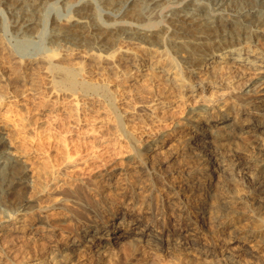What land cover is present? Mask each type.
Here are the masks:
<instances>
[{
  "label": "bare ground",
  "instance_id": "1",
  "mask_svg": "<svg viewBox=\"0 0 264 264\" xmlns=\"http://www.w3.org/2000/svg\"><path fill=\"white\" fill-rule=\"evenodd\" d=\"M100 1L108 2L106 4L113 8L120 3L119 0ZM123 1L108 13L109 16L118 18L126 12L130 0ZM43 2L11 0L7 12L16 15L17 26L14 27L24 34L30 32V26L37 20L28 16ZM91 2L96 5V0ZM145 3L157 13L168 9L164 33H171L170 38L155 33L153 12L145 11V14H136L138 17L135 15L137 25L139 22L144 25L130 31L125 28L127 21L104 23L117 28L112 33L113 40L108 37L110 28L101 21L84 24L81 20L86 15L76 11L78 18H74V25L61 27V22L56 20L55 27L51 28L49 35L57 38L53 43L60 51L40 58L25 56L7 46L1 33L0 103L11 99L20 101L35 94V88L27 80L30 77L24 79L20 71L14 74L11 69L23 62L37 65L38 60L42 61L39 64L42 68L38 69H43L51 93L68 94L78 101L87 95H100L115 115L118 130L131 143L133 152L128 161L147 168L146 159L150 154L161 151V154L172 155L179 150L182 158L194 159L182 172L187 194H181L180 187L174 184L167 189L171 199L180 201L181 210L160 218L150 199H143L140 205L137 203L134 188L126 180L118 189L120 183L115 175L94 177L76 173L78 159L76 163L69 160L41 174L34 170L29 154L15 145L7 126L1 124L0 264H132L141 259L138 247H144L159 263L172 260L174 263L264 264V168H258L264 163V0H145ZM186 6H192L191 10ZM235 24L237 29L233 27ZM167 39L174 44L171 49L177 55H182L177 49L186 53L190 65L183 68L181 62L176 61L177 57L165 47ZM190 41L199 45V49L187 50ZM63 42H73L88 51L111 50L99 60L111 70L124 71L119 58L142 71H158L170 86L182 92L183 102L193 101L194 104L169 131L137 147L136 141L124 131V120L116 107L113 90L106 82L93 81L87 75L85 62L98 56L91 51L74 54L62 50ZM148 43L159 45V51L155 59L143 67L130 45ZM185 43L189 45L183 49ZM71 55L83 60L74 65L70 63ZM162 59L167 60L165 65H161ZM20 81L24 86L17 90ZM49 110V106L43 109ZM231 156L234 159L229 160ZM236 173L246 180L248 190L241 186L242 190H247L243 192L234 186L233 200L247 204L256 214L257 228L242 231L232 218L226 216L223 220V213L215 209L220 206V202L216 203V193L224 188L223 177ZM231 180L233 182V178ZM209 188L211 201L204 196ZM111 189L121 197L119 201L109 194ZM23 191L28 194L17 203L15 197ZM226 204L220 206L224 211L229 209ZM193 207L198 208L194 214ZM208 220L215 229L210 237L206 233ZM20 238L23 242L18 261L5 245ZM255 238L262 243H254Z\"/></svg>",
  "mask_w": 264,
  "mask_h": 264
},
{
  "label": "rangeland",
  "instance_id": "2",
  "mask_svg": "<svg viewBox=\"0 0 264 264\" xmlns=\"http://www.w3.org/2000/svg\"><path fill=\"white\" fill-rule=\"evenodd\" d=\"M10 1L11 0H5V3H2L0 0V34L2 33V36H0L1 38L3 37V41L7 46L12 47L18 51V53H22L25 56L40 58L47 54L59 52L61 48L53 43L57 38L49 35V33L53 31H51V28L55 27L54 21L56 20L61 22L59 24V26L62 25L61 27L69 26L70 24L74 25L76 21L73 20L78 18L76 11H80L84 16L86 15V18L81 20L84 24H89L90 22H92L90 24H93L101 21V24L105 26L106 24L104 23H110V21H127L128 23H126L125 26L126 30L129 28L127 31L134 28L136 29V27L143 24L139 22L137 25L138 21L135 19L139 15L136 14H145L143 13L144 11L146 13L153 12L154 16L152 19H154V27H152V29L156 30L155 33L162 34L161 36L167 35V38L172 36L171 33H164L167 21L165 15L169 14L168 9L157 13V10L152 11L151 7L147 8L145 0H130L127 4L129 6L126 8V12L121 16L122 18H114L111 15L109 16L108 13H112L118 6H121V3L124 2L123 0H119V5L114 8L112 5H107L106 3L108 2L101 3L100 0L99 2L96 0V5H94L91 0H43L44 2L38 6V9L28 16L37 21L30 26V32H25V34L22 31H18L17 27H14L17 26L15 19L16 15L12 16L7 12ZM75 2H79L76 3L77 5L82 2L90 4L86 7H78L74 4ZM190 3L193 4L194 2L191 1ZM124 4L126 5V3L122 5ZM191 8L192 6H186L188 10H191ZM33 13L35 14L32 15ZM70 17H72V19H69ZM105 27L110 28L107 29L108 31L110 30L108 37L113 40L115 36L113 37L112 33H114L117 28L115 29L114 26L110 27L109 25ZM233 27L237 29L238 25L235 24ZM6 30H9L8 33ZM193 39H196V37ZM58 40H62V38ZM198 42L200 41L198 40ZM64 43L65 42L60 45L62 46V50L73 52L74 54L89 53L91 51V53H95L98 56V59L96 58L85 62L87 75L93 81L106 82L110 89L113 90L116 97V107H118L119 115L124 120V131L136 141L137 147L143 146L151 137L169 131L173 127L175 121L184 118L187 108L192 107L194 104L193 101L183 102L182 92L170 86L165 77L158 71H142L133 64L126 63V61L124 62V60L119 58V64L124 66V71L121 72L119 69L111 70L108 69L105 63L99 61L103 56L106 54L108 55L111 50H106L105 53L103 50L97 51L95 49H89L88 51L87 48L73 42ZM188 43H191L189 48L187 47L189 45ZM188 43H185L184 46L182 45V48L186 49L187 47V50H193L194 48L199 49V45L191 41ZM172 45L174 44L168 41V39L165 40V47L169 48L168 51L171 55L174 54V58L175 56L177 57L176 61L181 62L183 68L190 65L186 59V53L177 49V52L182 53L181 56L177 55V53L171 49ZM131 46V50L138 55L137 62L140 59L141 66L143 67L148 66L149 63L155 59V55L159 51V45L156 44L151 45L148 43L143 46L130 45V48ZM80 60L83 59L78 55H71V62H69L75 65L81 62ZM37 62L40 64L42 61L38 60ZM23 63L21 66L16 65L13 67L11 72L15 74L20 71V77L24 79L30 77L27 78V80L35 88L36 92L34 95L21 98L20 101L11 99L9 102H1L0 125H6L9 130L8 133L15 145H17L20 150L26 151L29 154L31 163L35 168L34 170L37 169V171L42 174L53 166L61 165L69 160L76 163L75 160L78 159L76 173H85L86 176L94 177L108 174L115 175L117 176V182L120 183L118 189L123 187V183L126 180L132 184L134 188L133 193L138 198L137 203L139 202L138 204L140 205L143 199H150L153 202V208L158 211V216L160 218L166 214L167 216L165 217H170L181 210L182 205L180 201L171 199L168 193L169 190L167 189L170 184H174L180 187L179 190L181 194H187V188L183 185L182 172L190 166V163L193 162L194 159L191 160V158L186 157L187 160H185L186 158H182L181 156L182 151L179 150L175 153L176 155L168 154L169 156L164 153L161 154V151L150 154L146 159L148 163L146 164L147 168H142L138 164L128 161V157L133 152L131 143L123 132L120 129L118 130L115 115L111 112L109 104L100 95H87L78 101L76 97L73 98L68 94L51 93V91H49L51 89L48 87L49 82H47L43 69H38L39 67L42 68V66L37 64V67L36 63ZM165 63H167V60L162 59L161 65H165ZM16 86L18 87L17 90H20L24 85L23 82L20 81ZM19 102L23 103V105H19ZM45 106H49L50 113L49 111H43ZM149 110H152V112H149ZM232 159L234 158L231 156L229 160ZM262 164L263 165L260 164L261 166L258 168H264V163ZM140 169L142 170L140 171ZM244 171L247 172V170ZM238 177L237 173L228 174L223 177L224 188L222 191H217L216 203L220 202V206L227 203L226 205H229V209L224 211L222 208L223 206L221 208L220 206L219 208L216 207L215 209H218L220 214L223 213V220H226V216L230 219L232 218L234 225L242 231L257 228L259 222L257 221L256 214L250 211L251 209H249L247 204L241 203L237 199L233 200L234 188L236 189L234 186L241 188V190L242 187L248 190L246 180ZM232 178L233 182L231 180ZM234 182L238 185H234ZM246 189L242 191L245 192L247 191ZM113 191L114 190L111 189L109 194L112 196L115 195L119 201L121 197L116 195V192ZM210 191L209 188V191H206L204 194L207 200L208 197H210L209 201L212 199ZM23 192L16 195L15 200L17 203L22 202L23 198L28 194V192ZM131 192L128 193V195H130ZM178 207L180 209H178ZM192 210L194 214L198 208L193 207ZM137 211L138 209L135 210V212ZM206 225V233L207 236L210 237L213 235L215 229L212 226V222L209 220ZM166 233L167 231L163 234ZM22 242L20 238L5 245L7 246V250H10V252L13 251L11 254L18 261L21 258L18 253L22 247L20 246ZM253 242L262 243L261 239L258 238H255ZM142 248L144 249V247ZM142 248L138 247L137 252L141 259L132 262V264H152L151 262L158 264H203L201 262L190 263L187 261L174 263L172 260H167L168 262L165 260V262L159 263V261L156 260L152 254H149L146 249H144L143 253ZM1 254L0 249V257ZM144 256L149 257H146V259ZM225 263L229 264L228 262H222L221 264Z\"/></svg>",
  "mask_w": 264,
  "mask_h": 264
}]
</instances>
